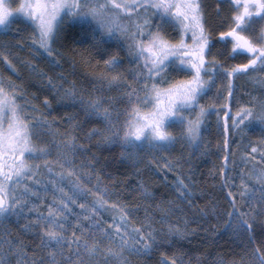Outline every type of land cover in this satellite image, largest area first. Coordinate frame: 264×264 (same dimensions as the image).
I'll use <instances>...</instances> for the list:
<instances>
[{
	"label": "snow or ice",
	"instance_id": "1",
	"mask_svg": "<svg viewBox=\"0 0 264 264\" xmlns=\"http://www.w3.org/2000/svg\"><path fill=\"white\" fill-rule=\"evenodd\" d=\"M220 3L216 5L217 11L221 7ZM230 15L227 17L226 30L219 31L217 37L219 42L224 45L231 43L230 52L233 55H247L249 58L244 63L234 64L230 67H222L221 62L215 57L209 58L207 53L211 50L213 41L210 33L206 30V23L202 0H0V26L8 28L11 26L12 19L17 14L25 18V23L33 26L35 37L34 44L46 54V58L53 63L58 62L56 50L52 47L59 31L60 25L65 18L70 19L74 24H78L85 34H90L92 39L100 43L105 36L111 37L116 32L126 35L129 39V48L132 50L134 58L143 61L141 70L135 73L136 80H143L142 87H133L128 83V104L125 108V119L120 125L123 134L119 131L112 133V127L109 124L104 129L93 127L89 129L88 135L103 133L101 139L111 141L114 135L119 136L123 145H134L147 142L150 146H166L172 143L176 137L169 130L173 125L179 124L183 135L189 140L196 141L201 126L205 118L210 114L211 105L200 104L202 96L215 84L217 77L227 78L228 96L225 97L223 110L225 115L231 116L232 133L237 132L238 127L243 129L247 123L256 119L264 125V99L250 101L248 104H242L236 111H231L227 100L233 92L234 77L243 74L245 71H251L255 68H264V0H228ZM15 4V6H13ZM152 9L154 16H159L157 25L174 23L179 25L180 36L176 41H170L159 31H151L150 21L142 20L141 23L131 22L129 25L118 23L122 16H127L131 21L132 17H139L140 12L147 13ZM259 22V27L257 24ZM223 20L220 27H223ZM99 32V35H97ZM137 32L141 36L148 35L149 39H136ZM190 36V42L187 39ZM5 61L11 65V61L4 57ZM117 56H109L104 60L106 67L114 66L118 63ZM211 65V67H209ZM35 68V65L30 64ZM14 68V66H13ZM165 69L174 72H190L191 75L178 77L167 82V85L161 87L156 83H161L168 78ZM42 78L45 77L43 71L39 72ZM109 84H115L119 79V74L104 76ZM264 80V77L261 78ZM149 80L152 81L149 84ZM18 86L10 78L0 77V216L10 214L20 215L22 211L28 208L27 198L35 195L26 180L31 182L34 176V170L39 171L41 165L35 164L30 157L49 155L51 148L49 145H38L33 142V129L40 124V118L34 117L30 120L29 113L24 109L27 107L24 103H19L20 96L17 94ZM58 87V86H57ZM219 85L217 88L219 90ZM133 98L137 102H133ZM61 99L71 101L74 105L79 101L84 108L85 115L88 118L96 117L106 122L112 118L111 107L104 106L103 97L89 96L87 99L77 96L76 92L70 88H64ZM110 102V101H109ZM44 103L48 104V97L44 98ZM150 105V107H149ZM219 109L220 106H216ZM194 113V114H193ZM71 119L69 114H65ZM45 123H50L46 119ZM79 122H74L70 130L66 131L64 140L55 141L54 146L58 150L57 161L45 160L43 167L47 168L51 174L52 165L59 164L61 171L56 173L63 179L75 176V169L70 167L64 170V165H71L74 159V149L76 147L86 150L83 145H77L76 137L71 134L72 130L79 128ZM228 125L225 122V136L227 137ZM227 145V139L225 141ZM264 150V143L261 144ZM252 151L256 152V145H253ZM71 153V156L69 155ZM33 173V175H29ZM259 179L264 183V170L259 173ZM79 180V177H76ZM39 184V180L35 182ZM53 183H55L53 181ZM71 191L66 192L63 188L59 191L62 199L49 203L47 213H38L26 228L39 229L41 244L47 248L45 256L37 259L35 264H63L65 260H72L71 256L64 253V246L67 243L70 248L73 243L77 245V259L72 264H99L92 258L97 257L103 251L105 257L115 258L120 264H127L123 258L122 249L130 251H147L155 241L152 232H145L144 227H148V221L144 226H137L131 231L122 230V224L116 222L113 217V225L108 230L102 228L99 221H94L93 217L99 216V210L109 207L108 202L102 197L96 196L92 200V207L80 203L81 211L87 212L84 216L85 221L90 222V228L95 229L100 237L97 239L93 234L90 242L82 239L81 236L73 232L67 235V220L71 213L70 205H75L76 200L73 196H79L81 200L86 199L87 190L78 182L72 183L70 179ZM181 187H185L181 182ZM246 187V186H245ZM178 194L183 198L184 193L179 189ZM190 195V190H187ZM145 195H148L145 189ZM231 195V193H229ZM55 204V207L53 206ZM35 205L32 206L35 209ZM112 208H120V221L123 227L127 228V212L119 205H111ZM240 214L239 224L241 227L251 229V225ZM81 218L76 217L74 227H80L82 232ZM113 230L120 236V242L116 247L101 248V241L105 236L109 240L114 239ZM169 232L177 234L182 229L176 225H169ZM129 236L131 243H129ZM117 248L121 251H117ZM259 264H264V253L259 249H254ZM87 256L88 260H83ZM0 264H5L0 259ZM171 264H176L175 260Z\"/></svg>",
	"mask_w": 264,
	"mask_h": 264
},
{
	"label": "trees",
	"instance_id": "2",
	"mask_svg": "<svg viewBox=\"0 0 264 264\" xmlns=\"http://www.w3.org/2000/svg\"><path fill=\"white\" fill-rule=\"evenodd\" d=\"M203 3L206 28L214 40L213 46L222 48L218 51L220 55L216 56L222 67L244 63L242 58L228 56L226 45L217 40L221 18L216 12L217 1L203 0ZM223 7L221 5V11H224ZM32 37V29L16 19L10 27L0 32V76L10 78L18 86L20 96L39 108L61 132L69 131L74 122H79L81 126L72 130L71 134L86 148L82 154L85 167L98 177L118 201L129 207L131 217L135 212L143 214L146 209L144 220L151 223L153 220L149 218V213L156 211L160 205H166L168 198L173 197L169 188L172 180L165 179L170 174L160 169L153 172L156 167L144 159L138 163L123 159L120 145L98 144V138L95 135L89 137L88 132L93 127L103 128L101 120L86 117L84 109L77 103H65L60 98L64 88L72 87L88 94L95 78L103 79L106 75L119 74L123 83H132L128 72L131 58L127 50L117 41L105 38L97 43L78 24L66 23L60 27L53 45L58 58V62L53 63L46 58V54L35 49ZM5 56L11 65L5 61ZM109 56L118 57L119 63L113 68L104 65V60ZM30 64L35 65V68L30 67ZM40 71L45 73V77L51 78V84L39 75ZM181 75L177 72L175 75L168 73L166 81ZM45 97H48V104L44 103ZM220 125L217 117L209 114L202 130L207 147L199 146L197 153L194 149L188 156L191 180L196 186L191 201L197 209L195 213L199 216V222H193L192 229L180 236L159 233L161 239L150 251L130 255L131 263L171 264L175 260L178 264H259L254 253V249L264 253V223L259 218L251 222L250 230L247 227L236 230L229 224L227 215L223 220L213 223L211 213L206 216L204 211L217 204V209L220 205L225 208V212L233 215L241 210L240 203L247 206L246 201L234 191L233 184H229L228 163L230 159L237 162L240 151H248L251 146L264 143V129L252 128L238 136L230 130L226 137ZM144 185L149 187L148 195H145ZM157 216L161 217L162 214L159 212ZM31 217L28 215L25 220L3 219L0 252L7 256L6 259L3 255L5 264H35L48 251L41 244L39 229L25 227L33 220ZM64 253L72 254L66 248Z\"/></svg>",
	"mask_w": 264,
	"mask_h": 264
},
{
	"label": "rangeland",
	"instance_id": "3",
	"mask_svg": "<svg viewBox=\"0 0 264 264\" xmlns=\"http://www.w3.org/2000/svg\"><path fill=\"white\" fill-rule=\"evenodd\" d=\"M18 2V0H17ZM15 6V4H13ZM154 13L152 9H148L147 13L140 12L139 17H132L131 21L127 16H122L120 20H118V23H122L124 25H129L131 22L141 23L142 20H148L150 23H154L153 25H145V28H149L151 31H159L161 32L166 39L170 41H176L179 39L180 31L179 28H175L172 26L171 28H164L162 29L163 24L161 26L157 25V21L160 19L159 16H155L153 18ZM20 20L25 22V18L22 15L17 14L13 17V20ZM66 23H73L70 19L65 18V20L61 23L60 27L63 24ZM32 29L33 34V44H34V37L35 32L33 29V26L30 23H25ZM257 27H259V22L257 24ZM4 29L3 26H0V32H2ZM107 40L111 41H117L123 48H125L130 55L131 58V65L128 69V72L130 73V76L132 78V86L133 87H142L144 81L143 80H136L135 73L139 72L141 70V66L143 64V61L138 60V58H134L132 54V50L129 48V39L126 35L121 34L120 32H116L115 35L108 37H104ZM136 39H144L148 40L149 36L144 35L141 36L139 32H137ZM190 42V36L187 38ZM56 40V39H55ZM55 41L52 43V47L54 45ZM222 44L221 42H219ZM214 45V42L212 43V46ZM34 47L39 52H43L39 49L38 45L34 44ZM227 47L229 49V53L231 57H238L246 60L249 58L247 55H233L230 52L231 49V43L229 42L227 44ZM210 54H208L210 58ZM119 63V62H118ZM117 63V64H118ZM116 64V65H117ZM114 66H110L109 68H113ZM211 66V65H210ZM172 74L176 72L171 71L170 69H165V74ZM183 73L184 76L191 75L190 72ZM1 77V76H0ZM264 77V68H255L251 71H245L243 74L237 75L234 77L233 81V92L231 96L227 100L228 107L231 111H236L242 104H248L250 101H256L258 102L261 99H264V80L261 78ZM178 77L174 78L177 79ZM171 79V80H174ZM169 80V81H171ZM102 81V82H101ZM101 82V83H100ZM217 85H219V90L217 88L216 83L213 84L211 89L207 91L202 98L200 99L199 103L203 105H211L210 108V114H214L217 119L218 123L221 124L222 130L225 132V122L228 125V132L227 135L229 136V131L231 130L232 120L231 116L225 115V111L223 110V105L225 103V97L228 96V82L227 78H221L217 77L216 79ZM152 81L149 80V84H151ZM156 83L160 84L161 87H164L167 85V81H164L161 83L160 80H157ZM128 84H125L119 79L115 84H109L107 80L95 78L94 83H92L91 91L90 93H84L80 92L77 89H73L77 96L83 95L85 99H87L89 96H97V97H103L105 100L104 106L111 107L112 110V118L109 122H106L100 118H97L101 120L103 128H106L111 125H115V127H112V133L115 134L117 131H119L120 135L123 134L122 129H120V125H122L124 119H125V108L128 104V97L126 95L128 88ZM216 85V86H215ZM17 94L20 96V93L18 91V87L16 88ZM62 94H60L61 98ZM206 98V100H205ZM208 98V99H207ZM65 101V103L72 104L71 101H68L66 99H62ZM110 101V102H109ZM19 103H24L27 105V107L24 109L26 113H29V119L33 120L34 117L40 118V124L37 125L36 128L33 129L34 135L32 137L33 142L38 145H49L51 148V151L48 156L41 157V156H34L30 157V159L35 163L41 165V168L39 171L34 170V176L33 180L31 182H28L25 178L23 183H28L29 186L32 188L33 193L35 195H30L27 198L28 202V208L24 209L20 215L10 214L8 216H0V227L4 222V218H10V219H26L25 217L32 216L30 219H34L38 217V213H47V206L49 203H52L54 201H59L62 199V195L60 193V189L63 188L66 192L71 191L70 187V179L72 183H79L84 189L87 190V197L84 200H81L79 196H73V199L76 200L75 205H70L71 207V213L68 215L67 220V235H71L73 232L76 233V235L81 236L82 239H87L90 242L93 239V234H95V237L99 239L100 234L93 228H90V222L85 221L83 219L84 216H87L88 213L81 211L79 208L80 203H85L88 205L89 208L92 207V200L96 197H102L104 200L108 202L109 207L106 209L99 210V216L93 217L94 221H99L102 228H105L106 230L109 229L111 225H113V217H115L116 222H120L122 224V230L131 231L132 228L137 226H144L145 220L147 214L146 209L142 212L140 209L135 212L132 217L130 216V209L127 205H125L123 202L118 201L115 196H113V193L107 189V187L100 182L98 177L96 175H93L89 172L88 168L85 167L86 162L84 159V156L82 157L83 150L81 148L76 147L74 149V159H72L71 165H64V170L67 171L70 167L75 169V176L72 178L64 177L61 179V177L57 176L56 173H59L61 171V168L59 164L52 165L53 171L50 174L47 170V168H44L42 165L45 160L48 161H57L59 159L58 157V150L54 146L55 141H63L64 140V133L61 132L57 127L53 125V123L41 112L39 108L36 106H32V104H29L28 101L26 102L22 96H20ZM133 102H137L135 98H133ZM78 106H80L82 109L83 105L77 101L76 102ZM75 103V104H76ZM216 106H220L219 109H217ZM150 107V105H149ZM194 114V113H193ZM208 117V116H207ZM206 117V118H207ZM96 118V117H94ZM206 118L204 123L201 126V130L199 133V136L196 141L189 140L186 138L183 133L181 126L179 124L173 125L169 130L173 133V135L176 137V139L166 145V146H160V145H154L150 146L146 141L142 144L137 142V144L134 145H123L120 141L119 136L114 135L113 139L109 141H104L101 139L103 133H97L95 136L98 138L100 142L98 144H117L121 147V155L123 159H126L132 163H138L143 159L146 162L152 163L156 168L153 172L160 169L165 171L166 174H170L169 177L166 176L165 179L172 180L171 185L169 188L172 190L173 197L168 198V202L166 205H160L156 211L150 212L149 218H151V223L148 222V227H144L143 230L147 232H152V234L155 236V241L152 243V246L157 243L161 238L158 236L164 234L167 236H180L185 233H187L189 230L192 229V223L193 222H199L198 218L199 216L195 213L197 210L192 206V197H194V192H196L195 184L191 180L190 176V169L191 166L188 162V156L192 154L191 152L195 149L196 153L199 151V146L207 147V141L204 138L203 135V128L206 123ZM45 119L50 123H45ZM33 123L35 121L33 120ZM252 128H260L264 129V125H262L258 120L253 119L250 123H247L243 129H240L238 127L237 132L235 133L237 136L241 134L242 132H245ZM232 131V130H231ZM74 135V134H72ZM75 136V135H74ZM76 137V136H75ZM77 145H82L80 142H78L76 137ZM251 146L248 151H240L238 153V160L237 162L234 161V159H230L228 163V167L230 170V178L229 184H233L234 191L239 193L240 197L243 199V201H246L247 206L244 207L241 203L239 204V208L241 210L239 213H235L233 215H229V212H225V208L222 206L212 205L207 210L204 211V214L207 216V214L210 212L211 216L210 219L214 223L215 221H221L224 219V217L227 215L228 219L230 220L229 224L234 227L236 230L241 229L242 227L239 224V218L240 214H244L243 218L247 220L248 224L251 225V222L255 220V218H259L264 223V183L261 182L259 179V173L264 170V150L261 149V144L256 145L257 151L253 152ZM186 148V149H185ZM183 150V151H182ZM187 152V153H186ZM71 156V153L69 154ZM194 156V155H193ZM195 157V156H194ZM187 162V164H185ZM29 175H33V173H29ZM76 177H79V180H76ZM39 180V184L37 185L35 182ZM53 181L55 183H53ZM181 182L185 187H181ZM246 186V187H245ZM149 189L146 185H144V190ZM181 193H184L183 198L178 194V190ZM190 190L191 194L189 195L186 191ZM143 191V189H142ZM119 205L121 208H123L127 212V228L125 229L123 227V222L120 221V208H112L111 205ZM250 204V206H249ZM35 205V209L32 208V206ZM55 207V204H53ZM161 213L162 216H157L158 213ZM76 217H80V223L82 226V229L84 230L82 232L80 227H74L76 224ZM196 218V219H195ZM133 219V220H132ZM132 220V221H131ZM132 222V223H131ZM134 222V223H133ZM169 225L176 226L178 225L182 232L177 234L175 232H169ZM38 229V228H37ZM162 232V233H161ZM114 239L109 240L106 236L101 241V248L106 249L108 247H116L117 243L120 242V236L116 235L113 230ZM129 243H131V237L129 236ZM151 246V248H152ZM64 248L69 249V251L72 253L71 255L65 254L67 256H71L72 260H65L63 261V264H72L73 260L77 259V245L73 243L71 247L69 248L67 243L65 244ZM150 248V249H151ZM130 251L128 249H122L123 251V258L126 259L127 264H133L130 260V255L134 254L136 252L142 253V252H148L150 251ZM117 251H121V249L117 248ZM4 257L7 259V256L3 252ZM3 255L0 252V259H3ZM83 260H88L89 258L87 256L82 257ZM94 262L98 261L99 264H120L119 261H117L115 258L112 257H105L103 251H101L97 257L92 258ZM178 264V263H176Z\"/></svg>",
	"mask_w": 264,
	"mask_h": 264
},
{
	"label": "flooded vegetation",
	"instance_id": "4",
	"mask_svg": "<svg viewBox=\"0 0 264 264\" xmlns=\"http://www.w3.org/2000/svg\"><path fill=\"white\" fill-rule=\"evenodd\" d=\"M217 1V3H220L221 2V0H216ZM221 5H223L224 7V11H221V9H219V14L221 15V18L219 19V25H220V23H221V21L223 20V27H220V30L219 31H222V30H226V28H227V17L230 15V7H229V3H228V0H223V3L221 4ZM202 6H203V8H204V3H203V0H202ZM216 12L218 13V11H217V8H216ZM203 14H204V11H203ZM204 17H205V15H204ZM205 20H206V18H205ZM154 24V23H153ZM152 23H150V25H153ZM153 26H155V25H153ZM172 26H174L175 28H179V25L178 24H174V23H169V24H166V25H163V27H162V29H164V28H171L172 29ZM206 30H207V28H206ZM213 42H214V40L213 39H211ZM217 40L219 41V38L217 37ZM224 45V44H223ZM213 47V48H212ZM211 47V50L207 53V55L208 54H210V53H214V55H210V58H212V57H215L217 60H219V58L218 57H216V56H219L220 54H219V50L221 51V49L222 48H218V47H214V46H212ZM218 48V49H217ZM225 51H226V53L228 54V56H230V53H229V49H228V47H227V45H226V49H225ZM224 52V51H223ZM222 55V54H221ZM225 55V54H224ZM209 57V56H208ZM220 61V60H219ZM221 62V61H220ZM209 67H211L210 65H209ZM225 68H227V67H225ZM180 74H183V73H181V72H179ZM184 75H181V76H179V77H183Z\"/></svg>",
	"mask_w": 264,
	"mask_h": 264
},
{
	"label": "bare ground",
	"instance_id": "5",
	"mask_svg": "<svg viewBox=\"0 0 264 264\" xmlns=\"http://www.w3.org/2000/svg\"><path fill=\"white\" fill-rule=\"evenodd\" d=\"M219 58V57H218Z\"/></svg>",
	"mask_w": 264,
	"mask_h": 264
}]
</instances>
